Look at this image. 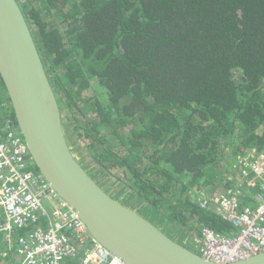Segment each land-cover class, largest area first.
<instances>
[{
	"label": "trees",
	"instance_id": "16d2710c",
	"mask_svg": "<svg viewBox=\"0 0 264 264\" xmlns=\"http://www.w3.org/2000/svg\"><path fill=\"white\" fill-rule=\"evenodd\" d=\"M21 8L61 110L84 120L75 130L101 170H122L124 186L170 223L235 237L194 195L234 183L238 156L264 163V0H25ZM17 126L0 75V140ZM257 194L246 193V206ZM28 231L0 232V264H15Z\"/></svg>",
	"mask_w": 264,
	"mask_h": 264
},
{
	"label": "water",
	"instance_id": "95a60500",
	"mask_svg": "<svg viewBox=\"0 0 264 264\" xmlns=\"http://www.w3.org/2000/svg\"><path fill=\"white\" fill-rule=\"evenodd\" d=\"M0 75L36 169L79 214L99 244L123 264H223L205 260L107 193L78 162L67 140L58 97L18 0H0ZM224 264H264V252Z\"/></svg>",
	"mask_w": 264,
	"mask_h": 264
},
{
	"label": "built area",
	"instance_id": "2783aa9c",
	"mask_svg": "<svg viewBox=\"0 0 264 264\" xmlns=\"http://www.w3.org/2000/svg\"><path fill=\"white\" fill-rule=\"evenodd\" d=\"M260 158L254 153L238 156L234 183L223 185L215 193L203 190L194 195L200 208L217 213L238 230L229 238L200 226L191 237L194 246L190 247L205 259L228 263L264 252V163ZM33 165L22 135L9 131L7 139L0 140V232L10 239L18 229H30L18 239L15 264H123L101 244H96L98 249L85 241L82 235L86 229L79 214L60 199L39 172L33 171ZM252 190L258 191L255 207L245 203L246 193ZM41 217L51 220L49 229H34Z\"/></svg>",
	"mask_w": 264,
	"mask_h": 264
},
{
	"label": "rangeland",
	"instance_id": "374dc122",
	"mask_svg": "<svg viewBox=\"0 0 264 264\" xmlns=\"http://www.w3.org/2000/svg\"><path fill=\"white\" fill-rule=\"evenodd\" d=\"M94 93L95 89L88 90L84 94V97L92 96L94 95ZM63 117L65 122V131L68 135L67 139L69 141L70 148L75 157L78 158L82 166L86 169V171L99 184H101L106 190H108L109 194L114 196L119 201L123 202V204L127 205L128 207L138 211L142 216L146 217L154 224L161 226L164 232L174 240L184 243L190 247L192 241H190L189 235L191 234V230L189 229V227L174 225L170 223L166 219V217H164V213L162 210H155L144 200L138 199V197L133 193V191L130 190V188L124 186L125 183L123 182H126L125 174L122 172V170H119V168H112L111 171H107L108 173L102 171L101 168L96 164L93 155H91L88 150L89 140L87 141L83 139L81 136H79L77 130H75L76 126L79 124V121L83 123L84 120H82V118L76 114L67 115L64 113ZM226 150L229 151L231 155H233L231 148H227ZM231 157L232 156H230V158ZM234 165L236 166V163ZM235 166L233 169L234 171L236 170ZM228 170H230V168ZM233 170L231 169L230 172ZM230 178L232 179V177ZM196 252L199 253L198 251Z\"/></svg>",
	"mask_w": 264,
	"mask_h": 264
},
{
	"label": "bare ground",
	"instance_id": "6f19581e",
	"mask_svg": "<svg viewBox=\"0 0 264 264\" xmlns=\"http://www.w3.org/2000/svg\"><path fill=\"white\" fill-rule=\"evenodd\" d=\"M19 1V0H18ZM20 2V1H19ZM21 3V2H20ZM65 112L64 111H62V116H63V114H64ZM66 114V113H65ZM17 121V120H16ZM63 124L65 125V122H64V117H63ZM11 126H13L12 124H11ZM31 156V155H30ZM77 160H78V158H77ZM78 162L81 164V162L78 160ZM82 165V164H81ZM99 184V183H98ZM100 185V184H99ZM101 186V185H100ZM102 187V186H101ZM51 188L53 189V186H51ZM105 190V189H104ZM106 191V190H105ZM56 192V191H55ZM107 192V191H106ZM57 193V192H56ZM108 193V192H107ZM58 194V193H57ZM61 200H63L64 201V199L63 198H60ZM48 202V201H47ZM71 207V206H70ZM49 207H47V209H48ZM81 218V217H80ZM82 220V219H81ZM50 219H46V220H42V217H41V222L40 223H36L37 224V227H36V230L39 228V227H41L43 230H47V229H49V227H48V224L50 223ZM83 224H84V226H85V233L82 235L83 236V238L85 239V241L86 242H90V243H92V244H94L98 249H100V247H98L97 245H100L99 244V241H97L93 236H92V233L90 232V230L88 229V226H87V224L83 221ZM156 225V224H155ZM157 227H159L162 231H164L162 228H161V226H159V225H156ZM67 235H69V236H71V237H73V234H71V232H67L66 233ZM194 236V234H192V235H190V238L191 237H193ZM97 244V245H96ZM211 253L212 254H214V255H218V253L216 252V251H211ZM199 255H201L200 254V252L198 253ZM205 260H207V259H205ZM215 262V261H214ZM215 263H217V262H215ZM224 264V263H223Z\"/></svg>",
	"mask_w": 264,
	"mask_h": 264
},
{
	"label": "flooded vegetation",
	"instance_id": "af4514ba",
	"mask_svg": "<svg viewBox=\"0 0 264 264\" xmlns=\"http://www.w3.org/2000/svg\"><path fill=\"white\" fill-rule=\"evenodd\" d=\"M100 185H101V184H100ZM101 186H102V185H101ZM102 188L105 189L103 186H102ZM105 190H106V189H105ZM106 191L108 192V190H106ZM200 226H201V225L196 224V225H195V227H196L195 229H193V228H189V229L191 230V234H190V235H192V234H197V233L199 232V228H200ZM190 235H189V236H190ZM190 241H191V238H190Z\"/></svg>",
	"mask_w": 264,
	"mask_h": 264
}]
</instances>
